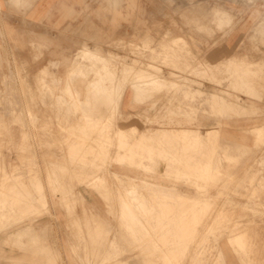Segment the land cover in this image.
<instances>
[{
    "label": "rangeland",
    "instance_id": "rangeland-1",
    "mask_svg": "<svg viewBox=\"0 0 264 264\" xmlns=\"http://www.w3.org/2000/svg\"><path fill=\"white\" fill-rule=\"evenodd\" d=\"M145 1L147 24L106 49L64 58L51 42L24 34L22 64L8 52L0 255L7 247L36 252L37 264H264V28L245 26L264 0ZM229 4L241 10L221 15L219 25L217 8ZM173 36L192 52L175 43L183 52L176 65L156 57ZM52 52L56 59L46 62ZM245 56L256 74L233 63ZM151 65L177 82L139 78L136 68ZM128 79L149 90L140 101ZM214 92L226 98L214 105Z\"/></svg>",
    "mask_w": 264,
    "mask_h": 264
},
{
    "label": "crops",
    "instance_id": "crops-1",
    "mask_svg": "<svg viewBox=\"0 0 264 264\" xmlns=\"http://www.w3.org/2000/svg\"><path fill=\"white\" fill-rule=\"evenodd\" d=\"M16 3L14 5V12H8L10 10L11 2ZM144 4H140V0H0V77L6 75L8 62V52L13 51L15 55L16 63L20 64L23 55L24 34L30 35V41H47L52 43V50L54 52H62L64 58H69L72 52L79 50L84 52L90 47L91 49H106L110 42L116 41L121 37L129 39L134 36L135 25L138 23L147 24L146 19L151 16L150 5L145 4V0H142ZM1 3H3L1 5ZM136 3V4H135ZM262 5L256 4L252 7L249 18L245 24L246 27H254L258 24H263L264 28V2ZM2 7V8H1ZM23 7H26L25 14H23ZM4 8V9H3ZM12 9V8H11ZM240 11L241 9L234 4L217 8L218 24L221 25L225 20L221 15L230 16L232 11ZM136 19H142V22H137ZM200 26V25H198ZM264 31V30H263ZM243 32L239 33V37L243 36ZM27 35V37H29ZM184 41V43H181ZM204 41V40H203ZM202 40L198 42H203ZM208 47V60L214 61L216 52L214 48V42L207 39ZM183 47L188 54H192L189 48V42L183 36H173L169 41H164L161 44V49L157 51L156 57L164 59L168 55V60L176 65L178 57L183 55L182 51H175V45ZM186 43V46L184 45ZM57 49V50H56ZM174 53H173V52ZM54 52L46 56V62L49 60H55L56 53ZM163 53V54H162ZM220 54V52H219ZM59 57V56H57ZM112 58V57H111ZM173 59V60H172ZM168 61V62H169ZM76 59L73 61L72 66L75 65ZM245 62V71L250 74H256L253 69L254 63L247 60V57L239 58L233 62L235 65L243 66ZM22 64V63H21ZM39 63H35L33 58L31 59V65L35 66ZM247 64V65H246ZM153 70L144 68H136V72L139 78H158L161 84L170 85L173 82H177L173 79L166 78L165 74L160 72V69H155L151 65ZM227 71V70H225ZM172 75L175 73L171 72ZM202 75H206V71H202ZM230 78V77H229ZM244 77L240 78V83L246 82ZM244 80V81H243ZM222 82V80H218ZM256 80L254 81V83ZM127 83L130 84L131 80L128 79ZM254 84L252 85V87ZM130 87L135 92L134 100L140 101L145 95V88L136 89ZM126 93V92H125ZM191 93L190 89L186 91L187 96ZM226 98L221 93H213V104L215 100ZM128 99H130L128 97ZM191 99V97H190ZM128 103L130 100L127 101ZM144 112L142 108H128V113ZM170 112H174L170 109ZM187 113H191L190 109L186 110ZM171 128V129H170ZM218 126L210 127L206 129V133L209 134L212 130H216ZM130 129H135L131 127ZM161 131L176 130V127H164L158 128ZM182 129H196L203 131L200 128L182 127ZM128 130V129H127ZM45 225H49L48 223ZM2 260L0 264H23V258L30 259V264H37L38 254L30 252L26 255L20 250H12L10 248H3L1 251Z\"/></svg>",
    "mask_w": 264,
    "mask_h": 264
},
{
    "label": "bare ground",
    "instance_id": "bare-ground-1",
    "mask_svg": "<svg viewBox=\"0 0 264 264\" xmlns=\"http://www.w3.org/2000/svg\"><path fill=\"white\" fill-rule=\"evenodd\" d=\"M151 52V51H150ZM163 54V53H162ZM90 56H92V58L93 57H95L96 55H93V54H90ZM98 56H96V58H97ZM94 63V62H93ZM247 65V64H246ZM244 66V65H243ZM95 67V66H94ZM81 69H84V68H81ZM100 69V68H99ZM112 70V69H111ZM97 72V71H96ZM108 73H109V71H107ZM249 72V71H248ZM100 73V72H99ZM121 73V72H120ZM112 74V73H111ZM122 74V73H121ZM113 75V74H112ZM110 76V75H109ZM116 76V75H115ZM113 77V76H112ZM118 77V76H117ZM102 78H104V77H102ZM128 78V77H127ZM179 79V78H178ZM94 80H96V79H94ZM101 81V80H100ZM102 81H103V79H102ZM244 81V80H243ZM90 82V81H89ZM95 82V81H94ZM142 83V82H141ZM133 84V83H132ZM20 89V88H19ZM11 90V89H10ZM246 90V89H245ZM110 92V91H109ZM89 93V92H88ZM115 97V96H114ZM9 98V97H8ZM31 98V97H30ZM2 99V98H1ZM95 99V98H94ZM103 100H105V99H103ZM16 102V101H15ZM83 105V104H82ZM86 105V104H85ZM17 106V105H16ZM28 106V105H27ZM30 106V105H29ZM100 106V105H99ZM84 108V107H83ZM95 109V108H94ZM16 111V110H15ZM23 112V111H22ZM98 112V111H97ZM30 116H32V115H30ZM19 118V117H18ZM111 120V119H110ZM107 124V123H106ZM116 125V124H115ZM99 128V127H98ZM171 129V128H170ZM180 129V128H179ZM113 130V129H112ZM169 130V129H168ZM84 131V130H83ZM116 131V130H115ZM119 132H120V130H119ZM174 132V131H173ZM183 132V131H182ZM194 132V131H193ZM212 132V131H211ZM115 133V132H114ZM170 133H171V131H170ZM214 133V132H213ZM103 134V133H102ZM172 134H174V133H172ZM180 134H181V132H180ZM113 135V134H112ZM124 135V134H123ZM171 134H169V136H170ZM110 136V135H109ZM126 136V135H125ZM106 137V136H105ZM145 137V136H144ZM162 137V136H161ZM115 137H113V139H114ZM133 139V138H132ZM114 141V140H113ZM160 141V140H159ZM197 142V141H196ZM115 143V142H114ZM127 143V142H126ZM133 143H135V142H133ZM173 143V142H172ZM111 144V143H110ZM103 145V144H102ZM123 145V144H122ZM121 145V146H122ZM142 145V144H141ZM111 147V146H110ZM169 147V146H168ZM126 148V147H125ZM186 148V147H185ZM146 149V148H145ZM150 149V148H149ZM124 150V149H123ZM138 150V149H137ZM148 150V149H147ZM101 151V150H100ZM150 151V150H149ZM137 152V151H136ZM132 153V152H131ZM123 157V156H122ZM163 159V158H162ZM173 162V161H172ZM95 163V162H94ZM170 165V164H169ZM205 172V171H204ZM85 175V174H84ZM207 176V175H206ZM92 177V176H91ZM55 180V179H54ZM40 184V183H39ZM41 186V185H40ZM41 191V190H40ZM156 191V190H155ZM174 192V191H173ZM9 194V193H8ZM173 194V193H172ZM131 197V196H130ZM16 198V197H15ZM173 200H175V199H173ZM38 201V200H37ZM159 201V200H158ZM157 201V202H158ZM1 202V201H0ZM160 202V201H159ZM161 204H162V202H161ZM131 206V205H130ZM154 206V205H153ZM157 208H159V206H156ZM20 208V207H19ZM183 208V207H182ZM125 209V208H124ZM153 210V209H152ZM159 210V209H158ZM192 212V211H191ZM148 213V212H147ZM149 213H151V212H149ZM148 213V214H149ZM176 213V212H175ZM183 213V212H182ZM150 215V214H149ZM152 216V215H151ZM155 216V215H154ZM160 216V215H159ZM158 216V217H159ZM178 216V215H177ZM208 217V216H207ZM155 218V217H154ZM157 218V217H156ZM182 218V217H181ZM220 218V217H219ZM146 220V219H145ZM185 220V219H184ZM187 223V222H186ZM190 224V223H189ZM134 225V224H133ZM194 226V225H193ZM162 228V227H161ZM160 228V229H161ZM190 233V232H189ZM192 233V232H191ZM212 252V251H211ZM102 259V258H101ZM113 263V262H112ZM175 263V262H174ZM102 264V263H101ZM109 264H110V262H109ZM177 264H179V263H177Z\"/></svg>",
    "mask_w": 264,
    "mask_h": 264
}]
</instances>
